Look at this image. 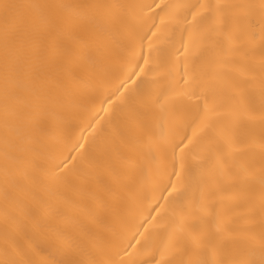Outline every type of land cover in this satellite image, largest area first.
I'll use <instances>...</instances> for the list:
<instances>
[{
    "label": "snow or ice",
    "instance_id": "obj_1",
    "mask_svg": "<svg viewBox=\"0 0 264 264\" xmlns=\"http://www.w3.org/2000/svg\"><path fill=\"white\" fill-rule=\"evenodd\" d=\"M0 264H264V0H0Z\"/></svg>",
    "mask_w": 264,
    "mask_h": 264
},
{
    "label": "bare ground",
    "instance_id": "obj_2",
    "mask_svg": "<svg viewBox=\"0 0 264 264\" xmlns=\"http://www.w3.org/2000/svg\"><path fill=\"white\" fill-rule=\"evenodd\" d=\"M204 2L207 3H217V2H221V3H259V0H204ZM254 62L256 63L257 67L259 66V62H260V55L257 52L255 57L253 58ZM254 88V95L256 97V102L257 105H259L260 103V94H259V84L257 82L256 85L253 86ZM241 210L239 208H233L232 212L233 214H237L239 213ZM209 259H211V255L209 254Z\"/></svg>",
    "mask_w": 264,
    "mask_h": 264
}]
</instances>
